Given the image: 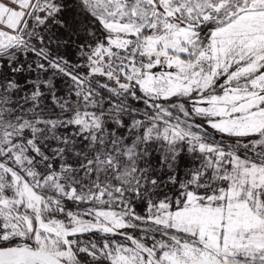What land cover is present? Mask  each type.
<instances>
[{
  "label": "snow or ice",
  "instance_id": "1",
  "mask_svg": "<svg viewBox=\"0 0 264 264\" xmlns=\"http://www.w3.org/2000/svg\"><path fill=\"white\" fill-rule=\"evenodd\" d=\"M0 264H264V0H0Z\"/></svg>",
  "mask_w": 264,
  "mask_h": 264
}]
</instances>
